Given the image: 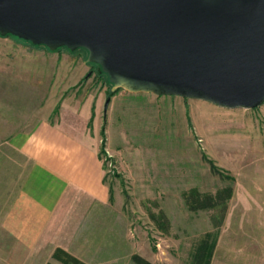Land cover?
Masks as SVG:
<instances>
[{"label": "rangeland", "instance_id": "rangeland-1", "mask_svg": "<svg viewBox=\"0 0 264 264\" xmlns=\"http://www.w3.org/2000/svg\"><path fill=\"white\" fill-rule=\"evenodd\" d=\"M85 61L82 50L0 37V191L4 174L15 178L27 163L2 142L38 121L96 144L109 189L99 215L69 225L66 252L48 262L193 264L194 247L213 233L210 264H264V104L228 110L120 90L105 109L110 87ZM225 188L233 192L221 220L223 203L197 209Z\"/></svg>", "mask_w": 264, "mask_h": 264}, {"label": "water", "instance_id": "water-1", "mask_svg": "<svg viewBox=\"0 0 264 264\" xmlns=\"http://www.w3.org/2000/svg\"><path fill=\"white\" fill-rule=\"evenodd\" d=\"M0 37L82 50L111 92L264 104V0H0Z\"/></svg>", "mask_w": 264, "mask_h": 264}, {"label": "crops", "instance_id": "crops-1", "mask_svg": "<svg viewBox=\"0 0 264 264\" xmlns=\"http://www.w3.org/2000/svg\"><path fill=\"white\" fill-rule=\"evenodd\" d=\"M2 143L27 163L15 178L4 174L0 264H52L48 258L56 250L66 252L62 242L68 226L82 223L83 218L95 219L109 201L98 147L82 134L47 121H38Z\"/></svg>", "mask_w": 264, "mask_h": 264}, {"label": "trees", "instance_id": "trees-1", "mask_svg": "<svg viewBox=\"0 0 264 264\" xmlns=\"http://www.w3.org/2000/svg\"><path fill=\"white\" fill-rule=\"evenodd\" d=\"M20 41V40H18ZM22 43H25L23 41H20ZM28 44V43H25ZM30 45V44H29ZM61 50V49H59ZM101 77V79H104L105 82L108 84L107 82V78L105 75H101L99 76ZM109 85V84H108ZM109 93L107 98H111L113 97L118 91L120 90H116L114 92H111V86L109 85ZM205 159V156H204ZM211 165V170L214 171L215 173H217L216 171V167L210 163ZM233 179H231L232 181ZM191 194H194L196 197H201L200 194H198L196 191H192ZM232 195V189L231 188H225L223 190L218 191L215 196H208V195H204L203 197V202H199L196 200V204L198 205L197 209H207L208 207H211L212 209H214L217 205H221L223 203L222 206H220L221 208V216H220V220L223 218L224 215V210H225V200L223 201L224 197L225 199H229L230 196ZM200 199V198H199ZM204 201H209L210 206H204ZM222 201V202H221ZM220 224V222H217L215 225V227H217ZM216 234L213 233H206L202 239L200 240V242L197 243V245L194 247L193 249V253H192V263L193 264H210L211 259H212V255L215 249V241H216ZM59 251H56L55 253L57 254ZM63 253V252H60ZM68 257V256H67ZM70 259V257H68Z\"/></svg>", "mask_w": 264, "mask_h": 264}]
</instances>
